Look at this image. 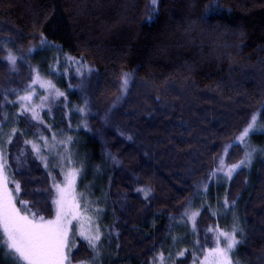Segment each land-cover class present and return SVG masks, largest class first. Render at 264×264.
Listing matches in <instances>:
<instances>
[{"label": "trees", "instance_id": "obj_1", "mask_svg": "<svg viewBox=\"0 0 264 264\" xmlns=\"http://www.w3.org/2000/svg\"><path fill=\"white\" fill-rule=\"evenodd\" d=\"M149 4L0 0V98L11 89H23L33 68L68 95L74 136L83 137L94 165L103 172L104 230L111 226L120 233L119 240L105 241L112 257L115 244H121V264H145L153 245L163 242L165 249L171 244L170 217L179 216L193 200L196 186L207 179L224 146L264 101V0H158V12L151 15ZM40 33L55 46L43 66L36 62ZM13 34H19L10 45L17 55L37 49L16 73L6 65L2 49ZM66 56L83 60L93 69L91 75L85 71L77 79L71 69L66 79L60 69ZM123 72L132 83L129 94L117 100L113 85ZM85 99L91 109L88 131L76 112ZM65 112L59 111L62 122ZM260 137H253V146L264 147V140L256 145ZM14 143L9 146L13 158L21 147ZM238 147L229 150V163L241 157ZM23 170L24 177L16 179L37 199L46 198L50 179L43 165L29 157ZM145 186L152 189L149 201L135 191ZM227 187L229 199L239 202L242 222H247L239 257L245 264H261L264 159L257 158L251 171L241 169ZM211 221L204 210L200 224L206 228ZM106 264L112 261L108 258Z\"/></svg>", "mask_w": 264, "mask_h": 264}, {"label": "snow or ice", "instance_id": "obj_2", "mask_svg": "<svg viewBox=\"0 0 264 264\" xmlns=\"http://www.w3.org/2000/svg\"><path fill=\"white\" fill-rule=\"evenodd\" d=\"M148 8L150 15L156 14L158 0H150ZM201 19L207 22L208 17ZM17 39L19 34H13V38L2 45L4 60L12 73H16L22 63L29 61L37 51L30 48L29 54L17 55L10 47ZM54 48L52 42L40 33L39 49ZM65 59L69 66L76 64V75L83 79L86 68L83 60L77 61L71 56ZM86 72L91 75L93 69L88 66ZM51 74H55V70ZM131 83L129 73H121L119 83L113 85L119 92L117 100L129 94ZM37 85L42 92H38ZM69 88H72L71 84ZM56 102L67 108L68 95L51 80L44 79L35 68L31 70L29 83L23 89H11L0 98V264H104L105 240L111 242L114 237L117 240L120 238V233L114 232L111 226L105 233L101 220L103 209L77 191L84 166L73 152V135L57 134L54 126L45 119L52 117L54 120L53 105ZM76 112L83 121V129L88 131L87 118L91 109L87 99L76 108ZM68 127L71 128L70 123ZM5 128L9 130L5 132ZM33 128L37 131H26ZM45 130L50 135H46ZM259 135H264V101L249 114L246 125L233 141L224 146L206 181L196 186L193 200L199 197L203 204L209 197L212 181L220 186L222 181L232 182L241 169L251 168L254 160L264 155V148L254 147L251 142ZM29 136L32 138H27ZM14 142H20L21 147L13 158L9 146L14 147ZM235 146H239L237 150L241 152V157L235 163H227L225 158ZM29 157L43 165L50 179L46 198L37 199L28 193L27 185L16 179V176L24 177L23 166ZM112 159L115 161V157ZM10 169L13 171L10 172ZM135 191L142 194L145 201L153 198L150 187H137ZM211 207L209 204V211ZM235 208L236 200H230L226 193L218 202L217 210L211 212L217 222L207 227L201 238L198 218L204 209H195L192 200H189L179 216L170 217L172 225L168 236L177 250L173 252L170 248L166 253L163 242L160 246L153 245L146 253L150 258L145 264H241L239 247L247 241V222L239 220ZM228 215H232L231 227L222 228L218 221ZM181 224L184 228L191 227L194 237L191 251L187 247H179L187 239V233L184 237L173 235V229ZM121 247L120 243L115 244V256H109L112 264H121ZM82 252L83 258H79ZM261 264H264V259Z\"/></svg>", "mask_w": 264, "mask_h": 264}, {"label": "rangeland", "instance_id": "obj_3", "mask_svg": "<svg viewBox=\"0 0 264 264\" xmlns=\"http://www.w3.org/2000/svg\"><path fill=\"white\" fill-rule=\"evenodd\" d=\"M50 50L51 49L39 50L41 52V55L36 58V62L39 65L43 66L46 64L45 62L47 61L46 60L48 58L47 56H49V55H47V51H50ZM54 55L56 56L55 52H54ZM59 66H60V64L57 65V68ZM57 68L55 66V69H57ZM86 68H85V71H86ZM60 69L62 70L63 75L66 77V79L69 78L71 69L74 70V76L77 77V79H81L80 77H78L76 75V64H72L71 66H69L65 60L63 69H62V66L60 67ZM36 87H37L38 92L43 91L42 89H39L38 85ZM11 98L12 97L10 96V99ZM63 109H65V111H66L64 114V122H62L63 119L59 116L60 115L59 111L63 110ZM53 115L55 117L54 120L52 119V117H45V119L47 122L51 123L54 126L57 134H60L61 132H63L65 134L71 133L73 135V138L75 141V144L73 146V152L77 156L78 161L80 163H82L84 166V172H83L80 180L77 183V191L79 193H82L89 200H91L94 204L98 205L101 209H103V212L101 214V220H102V227L104 228V224H105V221L107 219L106 218L107 217V211H106V206L102 204V203H104L103 187H102V181H101L102 177H103V172L101 169L96 168V166L94 165L95 162H93V155L85 147L86 142H84L83 137L76 136V135L74 136V129H72V125H71V128L68 127V124L69 123L71 124V121H70V116H69L70 112L67 110V108H64L63 105H60L58 102H56L53 105ZM57 115H58V118H56ZM8 130H9L8 128L4 129L5 132H7ZM26 131H28L29 133H34L37 131V129H34V128L33 129H26ZM45 134L50 135V133H47L46 130H45ZM260 136H261L260 138L255 139L256 145H259V146L263 145V140H264V135H260ZM27 138L31 139L32 137L29 136ZM222 153H221V155H222ZM260 157L264 159V155H262ZM225 159H226V162L229 163L227 161V157ZM256 160L257 159L254 160L253 166H254V163ZM233 163H235V162H233ZM253 166L251 168H245V169L251 171ZM9 171L11 172V170H9ZM58 179H59V177H58ZM205 181H203V182H205ZM228 183L229 182H223L222 181L221 185L217 186L215 181H212L210 183V186H209V197L206 201H203V204H202L201 199L199 197H197L195 200H192L195 209H199V208L203 207L204 210H208V205L210 204L212 206L211 211L208 210V212H209V214L213 220L210 222L209 226H213L214 223L217 222L216 218L211 215V212L216 211L217 207H218V202L223 200V197L227 193ZM235 215L242 222L241 213H240V206H239L238 201H236ZM218 223L220 224V226L222 228H230L231 224H232V215H228L226 218L222 216L219 219ZM203 227L204 226H202L200 224V218H198V229L201 233V238L203 236L204 230L207 228V227L206 228H203ZM173 233H175L174 235H176L178 237H184L185 234L187 233V239L185 240V242L183 244L179 245V247L180 248L187 247L189 249V251L192 250L191 246L194 243V237L191 235V227L190 226L187 228H184V226L181 224V225H179L173 229ZM104 243H105L104 264H106V261L110 256V252H109V249L107 248L108 245H107L106 241ZM170 248L172 249L173 252H175L177 250L176 247H174L172 245V242H171L170 245L165 247V249H164L165 252L167 253V250ZM239 260L241 261L240 257H239ZM241 264H245V263L243 261H241Z\"/></svg>", "mask_w": 264, "mask_h": 264}]
</instances>
